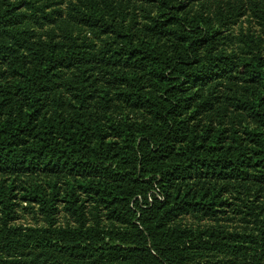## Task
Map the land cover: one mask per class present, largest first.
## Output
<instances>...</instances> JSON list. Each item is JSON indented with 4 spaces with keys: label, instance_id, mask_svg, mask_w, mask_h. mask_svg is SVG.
<instances>
[{
    "label": "trees",
    "instance_id": "trees-1",
    "mask_svg": "<svg viewBox=\"0 0 264 264\" xmlns=\"http://www.w3.org/2000/svg\"><path fill=\"white\" fill-rule=\"evenodd\" d=\"M0 264H264V0H0Z\"/></svg>",
    "mask_w": 264,
    "mask_h": 264
}]
</instances>
